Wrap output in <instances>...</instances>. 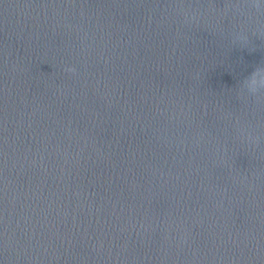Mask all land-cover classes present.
<instances>
[{"label": "clouds", "instance_id": "9594fccd", "mask_svg": "<svg viewBox=\"0 0 264 264\" xmlns=\"http://www.w3.org/2000/svg\"><path fill=\"white\" fill-rule=\"evenodd\" d=\"M249 85L253 92H258L260 89H264V78H257V73L253 72Z\"/></svg>", "mask_w": 264, "mask_h": 264}]
</instances>
